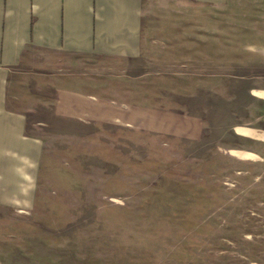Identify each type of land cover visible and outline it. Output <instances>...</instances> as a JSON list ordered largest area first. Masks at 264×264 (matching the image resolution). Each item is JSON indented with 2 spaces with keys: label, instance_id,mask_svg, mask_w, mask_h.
<instances>
[{
  "label": "rangeland",
  "instance_id": "obj_1",
  "mask_svg": "<svg viewBox=\"0 0 264 264\" xmlns=\"http://www.w3.org/2000/svg\"><path fill=\"white\" fill-rule=\"evenodd\" d=\"M183 13L232 33L202 139L49 135L33 198L0 203V264H264V0Z\"/></svg>",
  "mask_w": 264,
  "mask_h": 264
},
{
  "label": "crops",
  "instance_id": "obj_2",
  "mask_svg": "<svg viewBox=\"0 0 264 264\" xmlns=\"http://www.w3.org/2000/svg\"><path fill=\"white\" fill-rule=\"evenodd\" d=\"M230 2L0 0V203L33 198L49 135L73 127L202 139L210 94L230 92L215 70L231 68L232 33L184 6Z\"/></svg>",
  "mask_w": 264,
  "mask_h": 264
}]
</instances>
